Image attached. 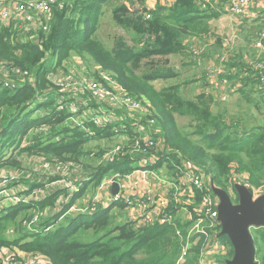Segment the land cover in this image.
<instances>
[{
  "label": "trees",
  "instance_id": "trees-1",
  "mask_svg": "<svg viewBox=\"0 0 264 264\" xmlns=\"http://www.w3.org/2000/svg\"><path fill=\"white\" fill-rule=\"evenodd\" d=\"M109 1L59 0L53 6L50 31L48 34L40 32L39 42L21 40L0 20V171L17 169L20 165L17 156L22 153L45 157L51 165L73 170L71 175L48 176L34 172L27 176L25 171L21 173L28 187V191L21 193L28 195L30 201H21L0 211V248L16 246L23 251L39 253L52 264H201L208 235L191 233L205 197L196 187L193 203L185 206L192 213L191 219H184L177 207H169L170 222L156 221L141 227L129 219L119 222L114 210L123 212V200L106 208L99 205L93 213L70 211L89 185L93 184L97 192L104 178L132 172L148 155H159L153 167L167 164L171 175L184 169L185 163L199 166L211 175L216 186L227 190L234 185L232 171L246 173L252 187L264 185L263 125L244 122L241 116L234 121L227 120L225 111L213 110L212 93L202 92L188 99L180 93L178 85L157 89L150 83L152 79L173 76L170 70L157 67L137 73L148 57L185 52L188 39L201 40L208 35L210 20L219 14L209 8L203 9L198 0H175L170 7H158L151 17L135 20L122 15L125 9L122 3L113 11L116 22L150 38L139 49L119 41L109 50L95 36L103 4ZM262 24L264 26V21ZM73 55L86 59L89 67L94 66V75L104 85L107 81L101 78V70L111 71L112 79L129 95L149 103V112L142 116L143 124L150 134L164 141L162 149L146 145L141 134L130 127L128 120L131 118H128L118 124L125 125L129 140L113 161L105 160L104 155L97 152L90 160L86 159L91 157L92 150H84L83 146L91 140L115 137L116 123L87 122L83 126L70 118L67 109H57L59 86L50 78L69 71L65 62ZM52 62L55 65L48 68ZM240 66L245 75H237L242 84L237 92L242 100L264 112V87L258 84L251 65L240 62ZM25 77H32L33 81L27 82ZM6 78L11 79L8 87L3 83ZM80 90L92 106L96 102V99L90 101L94 94L83 86ZM100 102L127 114L110 99ZM177 115L191 118L190 130L179 126ZM131 117L139 115L131 113ZM151 118L156 120L155 124H148ZM85 127L90 128L93 135H89ZM5 149L11 151L8 156L4 155ZM62 179L81 181L82 185L67 201L59 204L60 196L69 194L68 189L63 184L50 183ZM36 214L43 217L38 226L31 229L29 224ZM201 225L208 234L213 228L221 230L220 225L210 227L209 219L204 218ZM253 233L257 258L264 264V228H255ZM219 237L230 248L227 254L217 258L219 264H225L233 255V246L226 235ZM187 243L192 246L185 260L179 262Z\"/></svg>",
  "mask_w": 264,
  "mask_h": 264
},
{
  "label": "built area",
  "instance_id": "built-area-1",
  "mask_svg": "<svg viewBox=\"0 0 264 264\" xmlns=\"http://www.w3.org/2000/svg\"><path fill=\"white\" fill-rule=\"evenodd\" d=\"M175 1V0H174ZM206 2L212 0H204ZM251 0H238L236 4H230L227 6L228 13H240L242 7L249 9ZM59 3V0H0V20L1 22L10 27L21 40H35L39 42V34L40 32H44L48 34L51 28V21L53 18V6ZM202 8L205 5L201 6ZM264 7V5L262 6ZM256 12L254 9L244 12V16H249V13ZM230 13V14H231ZM258 14V13H257ZM238 15V14H237ZM256 15V13L254 14ZM257 16V15H256ZM253 46L258 50V57L255 61L252 62L251 67L254 72L255 76L258 79V82L261 83V86L264 87V61L260 58L264 54V30H262L253 41ZM203 52L202 47H197L195 49V55H198ZM197 56V57H198ZM229 53L226 52L220 57V65L214 71H212L211 80L214 81L219 77L220 72L223 71L225 63L229 59ZM75 58H79L76 56ZM60 74H56L54 79L59 80ZM52 77V76H51ZM66 83H58L59 86L56 96L57 101V109L64 110L67 109L70 112V118L74 119L81 125H85L87 122H93L94 124L102 125L106 123H116L114 130L116 133L122 137V141L118 142L115 147L109 151H107L103 158L105 160L113 161L115 157L123 150L124 143H127L129 138L127 132L125 131L124 124H118L126 122L125 120L131 118L130 127L136 129L141 134V138L151 147H155L157 149H162L163 142H161V138L150 134L147 130L145 125L143 124L142 116L146 115L149 112V109L146 107L147 102L143 100H138L137 98L129 95L125 89H123L115 80L112 79L111 76L107 77L106 84L104 85L103 82L98 81H87L83 83V81H79L70 85L69 82H74L73 77L67 76ZM11 79H4L3 83L5 86H9V82ZM25 81L32 82V77L27 78L25 77ZM85 87L87 90L91 91L94 96V101L96 99V105L94 104L91 106L90 102L85 100L83 94L80 90L81 87ZM13 87V86H12ZM70 93L69 95L65 96L63 93ZM97 96L98 99L95 97ZM39 97H46L44 95H40ZM110 99L112 104L115 107L124 108L127 114H121L114 109H111L107 105H102L100 101H106ZM92 99L90 98V101ZM149 107V103H148ZM99 109V110H98ZM131 113H136L139 115L137 118L131 117ZM263 127H264V116H263ZM149 123H156L154 118L149 119ZM85 130L89 133V135H93V131L90 128L85 127ZM137 146L138 142H136ZM159 155H148L144 156L139 162V168L133 170L131 175H151L157 180L158 185L160 183L169 184L172 188L175 187L177 190L181 189V185H175L174 181L168 178H161L159 175L156 174L155 168L153 164L159 159ZM40 160L44 161L43 158H39ZM186 171H187V180L191 187H196L202 190L205 194L203 199L201 208L199 209L198 219L194 224V227L191 229V233H205L208 235V246L204 248L201 255V264H219L218 256L220 254L214 255L210 257L208 251L210 249L218 248L219 251L227 250L228 245L221 240L220 236V229H214L211 234H208L204 227H202L201 223L205 219H209L210 227H216L220 225L218 220V197L213 193L211 189V182H209V174L201 167L196 166L192 163H185ZM42 174L52 176L56 174L64 173L65 175H71L70 170L67 169L66 166L61 165H51V163L44 162L42 164ZM71 168V166L69 165ZM73 169V168H72ZM40 174V173H38ZM128 174V173H127ZM9 177L8 170L0 171V176ZM121 174L116 173L114 176L109 178L110 182H113L115 178L120 177ZM104 178V181L100 183L99 189L97 190L99 195H104V188L107 184V180ZM248 178L240 177L238 179V183L246 184L247 186L253 189L254 197H259L264 195V185L258 188L252 187L248 181ZM57 183H62L64 186L67 187L69 194L67 196H60L59 201L63 203L68 200L70 195L74 192L78 191L80 186L82 185L81 181L76 180H69V179H62L56 180ZM55 184L53 182L50 183ZM185 183H182V186ZM19 186V185H18ZM15 186L13 188H17ZM21 186V185H20ZM155 189H147L146 192L143 191H135L133 193L127 194L125 191L123 193L118 190V192L113 195L111 201L104 202V197L102 198H95L89 201V205H85V207L80 208L77 207L76 204L70 207V211L81 210L83 212L93 213L97 210L98 206H102L104 208L110 206V204L123 200L125 209L134 210L136 212L135 216H131L129 219L130 221L134 222L137 227H141L143 225H151L154 222H170L172 219L169 214L170 211H167V207L164 203V195L157 191L156 186ZM22 190H28L27 185L22 187ZM39 192V191H37ZM159 196H163L160 198ZM22 197L28 198V195ZM106 197V196H105ZM23 199H18L17 202ZM14 203L7 208H2L1 210H6L9 207L16 205L18 203ZM59 203V204H60ZM76 205V206H75ZM147 205V206H145ZM149 209V210H146ZM0 210V211H1ZM154 210V211H153ZM37 217H35L36 220ZM33 219L29 224L31 229L35 227L32 226ZM192 244L187 243V246L183 248V252L181 257L179 258V262H183L185 260V254L187 253L188 248H190ZM213 246V247H212ZM18 248L16 246H2L0 248V259L2 260V264H21L24 263L21 259L14 255L15 249ZM19 249V248H18ZM35 258L31 260V264H52L51 261L46 258L45 256L37 253ZM23 260V259H22ZM25 264V263H24Z\"/></svg>",
  "mask_w": 264,
  "mask_h": 264
},
{
  "label": "rangeland",
  "instance_id": "rangeland-1",
  "mask_svg": "<svg viewBox=\"0 0 264 264\" xmlns=\"http://www.w3.org/2000/svg\"><path fill=\"white\" fill-rule=\"evenodd\" d=\"M173 1L174 0H110L109 2L103 4V12L99 17L98 28L95 36L99 40H101L103 45L109 50L115 48L119 41H123L128 47L139 49L150 37L148 35L145 36L137 34L133 30H127L124 27L120 26L116 22L114 17L113 11L115 10V8L119 4L123 3L125 5V9L123 10L122 15H126L135 20H139L144 19L145 17H151L161 5H163L164 7H170L173 4ZM198 2L201 6L205 5L203 9L209 8V5H207L208 2L204 0H198ZM224 2H229L227 5H230L231 3L234 5L238 3V0H225ZM263 5L264 0H251L249 9L242 7L240 13L233 14L230 12L231 14L226 13L222 16L211 19L209 22L211 31L208 35L204 36L203 39L190 41L187 44L188 48L185 52L166 56L155 55L146 58L142 62V66L137 71V73L140 74L147 69H155L157 67L163 70H170V73L173 74V76L167 79H152L150 83L157 89H161L171 85H178L181 94L188 99L195 98V94L198 93L199 90L201 93H212L215 99L213 110L215 112L225 111V118L227 120L234 121L236 119H240L238 117L241 116L244 122H250V124L258 122V119H262V117L264 116V112L259 111L255 107V105L247 102L245 99L242 100L238 92H232V89L235 86L234 83H239V86H242V84L237 81L238 78L226 80V85L221 90H215L209 83L210 81H212L211 70L214 66L211 59H213L214 62H217L219 60L218 57H221L223 50L225 52H228L229 55H238L237 53H243L245 56L240 59L243 60V63L246 65H250L253 61L256 60L257 52L253 46V41L262 31L263 25L262 21L260 23H254V19L257 18L260 11H262ZM251 9H254V11L256 12L249 13V16H244V12ZM255 13L257 16L254 15ZM245 35H255L256 37H253L251 42H248ZM225 42L226 46L224 44ZM197 47L203 48V52L200 53L199 56L194 54L195 49L197 50ZM76 56L77 55H73L67 62H65L66 66L69 65V71L61 72L59 80H56L52 77L50 78V80L57 85L58 83H66V77L71 76L73 77L74 82H69L70 85H73L74 83L77 84V82L79 81H83V83L91 80L102 82L94 75V66L89 67V63L86 59L75 58ZM197 56L201 57L200 60L195 58ZM262 61H264V59H262ZM54 65L55 64L52 62L48 65V68H52ZM111 74V71L107 70H101L100 73L103 80H106L107 77H109ZM242 75L245 74L242 73ZM258 84L261 85L260 82H258ZM95 97L98 99L97 96ZM92 100H94L93 96ZM146 107L148 108V103L146 104ZM177 122L180 127L186 128L187 130H190L192 127L191 118H189L188 116L177 115ZM122 140V137H120L118 134H116V136L112 139L91 140L83 146L84 150H92L91 157H86V159L90 160L91 158H93L95 155L93 153L96 152L99 155L101 154L103 156L105 152L113 149L115 145ZM162 141L163 140L161 139V142ZM24 145H26V142L24 143ZM10 152L11 151L9 149H5L4 155L8 156ZM17 159L20 161V165L18 166V168L8 171L9 177H3L2 175L0 176V210L3 207H8L16 203L18 199H23L21 201H30V197L25 199L24 197H22L23 194L21 193V191L23 190L21 189L22 187H24L25 182L22 181L21 173L25 171V174L27 176H32L34 172L42 174V164L44 162L50 163L45 159V157H43L44 161H42L39 158L33 157V155H28L27 153L18 154ZM105 180H107V178ZM52 182L55 184H62L57 183L54 180ZM106 183H108L105 188V191L107 192L102 196L99 195L98 192L94 193L95 191L93 190V185H89V188H87L88 191H85L86 194L84 193L85 196H82L77 200V207H85L83 206V203L89 199L93 200V197H104V200L106 202L111 201L112 195L108 188V186H110V183ZM15 186L18 187L13 188ZM229 191L233 196H235V192L232 187H230ZM58 203H60L59 200ZM79 203L81 204V206H78ZM88 203H86V205H89ZM2 211L4 210H1V212ZM187 211V209L182 210L183 218L191 219L192 213ZM50 212L51 211L49 210L48 214ZM79 212L83 211H71V213L74 214H77ZM114 213L118 219L117 221L119 222L124 219L131 218L130 212L128 213L123 211L121 213V211L115 208ZM35 217H37L36 220ZM42 217L43 215L36 214L33 218L32 226H38V223ZM208 245H206V247ZM25 253L30 252L16 248L13 254L17 255L21 259V261H23L22 257L25 256ZM208 253V255L212 257L217 254L225 255L228 253V250L219 251L218 248L213 247L208 251ZM34 258L35 256L32 254L30 256V259L33 260ZM257 260L259 261L258 258ZM27 264H31V262L29 261Z\"/></svg>",
  "mask_w": 264,
  "mask_h": 264
},
{
  "label": "crops",
  "instance_id": "crops-1",
  "mask_svg": "<svg viewBox=\"0 0 264 264\" xmlns=\"http://www.w3.org/2000/svg\"><path fill=\"white\" fill-rule=\"evenodd\" d=\"M224 1L225 0H212V1H209L207 3V5H209L208 6L209 9H212L213 11L217 12L219 14V16H222L223 14L228 13L226 8H227V6H228L227 4L229 2L225 3ZM261 21L262 22L264 21V7H263L262 11H260L258 17L254 19V23H260ZM262 30H264V26H262ZM245 37L248 40V42H251L252 38L256 37V36L255 35H245ZM192 40L196 41L199 39L189 38L188 43ZM224 44L226 46V42ZM256 52H257V56H256V58H257L258 57V50L257 49H256ZM223 53H226V52L223 50L221 56L223 55ZM237 54L238 55H234V54L230 55L228 61L225 63L223 71L220 72L219 77L217 79H215L214 81H210L209 84L212 86V88H214L215 90H221L226 85V80L238 78L237 75H242L243 70L240 69V68H242L240 66V62H242V64H244V63H243V60H241L240 58H242L245 55L243 53H237ZM195 58L200 60L201 57H195ZM218 58H219V60L217 62H214L213 59H211V61L213 62V65H214L212 67L211 71H214L216 68L219 67L221 62H220V57H218ZM260 58L264 59V54ZM226 74H228V75H226ZM230 76H231V79L229 78ZM237 81L240 82L239 79ZM234 85L235 86L233 87L232 92H235V91L237 92V89L240 88L239 83H234ZM180 93H181V91H180ZM200 93L201 92L199 90L198 93L195 94V96H197ZM130 121H131V119H130ZM128 122H129V120H128ZM257 123H260L262 125L263 120L258 119ZM187 168L185 165V168L180 170V171L178 170L176 175L169 174L170 169L168 168L167 164L158 166L154 169L156 174L159 175L161 178H168V179L174 181L175 185H181L180 190H177L175 187L172 188L169 184H166V183H164V184L160 183V185H158L157 180L154 177H152L151 175L137 174V175L132 176L131 173L121 174L120 177L115 178V180L113 182H110L108 179L111 178L112 176H114V174H111L110 176H108L106 178H107V182L110 183V186H108V188L110 190L112 197H113V195H115L116 191L118 192V190H120L121 193H123L125 191V193L130 194V193H133L135 191L146 192L147 189L154 190L155 189L154 186H156V187H158L157 191L164 195V203H165L166 207L167 208L177 207L178 212L182 215V210L186 209L185 206L187 204L193 203V198L195 195V188L191 187L188 180H187V177H188L187 171H186ZM242 176H243V178H245V177L248 178L246 173H237L235 171H232L231 182L233 184L236 183L238 181V179ZM102 181H104V179ZM211 181H212V178H211V175L209 174V182H211ZM182 183H185V184L182 186ZM107 184L105 185V188H106ZM25 185L26 184H24V186ZM91 185H93V184H91ZM88 188H89V186H88ZM98 189H99V187H98ZM93 190L95 191L94 193H96V188ZM87 191H88V189H86V192ZM86 192H85V194H86ZM106 192L107 191L104 190V195ZM85 194L83 196H85ZM159 197L163 198V196H159ZM89 200H87L85 202L88 203ZM85 202L83 203V206L86 205ZM104 202L106 203V201H104ZM78 206H81V204L79 203ZM145 206H147V205H145ZM4 208H7V207H4ZM146 210H149V209H146ZM124 211L128 212V213L130 212L131 216L136 215V212L134 210L125 209ZM182 217H183V215H182ZM227 250L230 251V248H227ZM32 254L34 255V253H32V252L25 253V256L22 257L23 262L25 264H27L29 261H31L30 256ZM35 255H37V254H35Z\"/></svg>",
  "mask_w": 264,
  "mask_h": 264
},
{
  "label": "water",
  "instance_id": "water-1",
  "mask_svg": "<svg viewBox=\"0 0 264 264\" xmlns=\"http://www.w3.org/2000/svg\"><path fill=\"white\" fill-rule=\"evenodd\" d=\"M211 188L219 199L220 236L226 235L233 246L225 264H259L253 228H264V195L255 198L251 187L238 182L233 185L235 196L213 181Z\"/></svg>",
  "mask_w": 264,
  "mask_h": 264
},
{
  "label": "clouds",
  "instance_id": "clouds-1",
  "mask_svg": "<svg viewBox=\"0 0 264 264\" xmlns=\"http://www.w3.org/2000/svg\"><path fill=\"white\" fill-rule=\"evenodd\" d=\"M36 230V229H35Z\"/></svg>",
  "mask_w": 264,
  "mask_h": 264
}]
</instances>
